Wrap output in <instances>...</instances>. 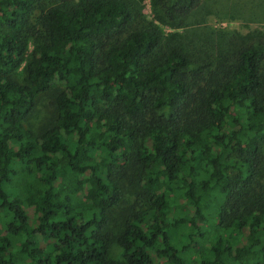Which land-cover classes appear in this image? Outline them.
I'll return each mask as SVG.
<instances>
[{
    "label": "trees",
    "instance_id": "1",
    "mask_svg": "<svg viewBox=\"0 0 264 264\" xmlns=\"http://www.w3.org/2000/svg\"><path fill=\"white\" fill-rule=\"evenodd\" d=\"M150 1L0 0V264H264V31Z\"/></svg>",
    "mask_w": 264,
    "mask_h": 264
},
{
    "label": "rangeland",
    "instance_id": "2",
    "mask_svg": "<svg viewBox=\"0 0 264 264\" xmlns=\"http://www.w3.org/2000/svg\"><path fill=\"white\" fill-rule=\"evenodd\" d=\"M206 9L210 11L206 21L208 25L217 28H228L248 32L252 29L264 31V0H207ZM142 11L148 17L152 16L151 1L141 0ZM168 31L172 29L166 27ZM55 90V87L52 89ZM52 92L41 97L38 103L37 112L34 115L35 124L43 127L53 124L56 114L55 107L52 105ZM33 210V208H30ZM116 223H113L115 227ZM112 255L120 259L123 251L117 244L112 247ZM206 249V246L204 245ZM162 263L166 260H160Z\"/></svg>",
    "mask_w": 264,
    "mask_h": 264
}]
</instances>
